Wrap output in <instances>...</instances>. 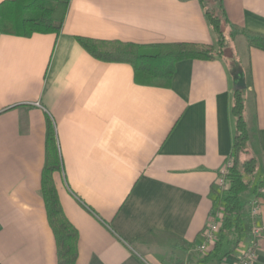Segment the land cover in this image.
I'll list each match as a JSON object with an SVG mask.
<instances>
[{
  "label": "crops",
  "instance_id": "0c3cea01",
  "mask_svg": "<svg viewBox=\"0 0 264 264\" xmlns=\"http://www.w3.org/2000/svg\"><path fill=\"white\" fill-rule=\"evenodd\" d=\"M223 6L234 33L264 36V0ZM77 36L218 40L201 0H70L58 33L0 32V264H58L41 187L48 149L60 164L52 174L60 205L78 234L74 264H234L251 231L236 245L222 239L202 263L194 246L219 204L215 180L233 149L239 68L245 147L259 169L245 206L254 186L264 190V50L246 43L245 62L181 59L159 84L137 79L129 62L94 57ZM259 199L262 235L251 264H264V192Z\"/></svg>",
  "mask_w": 264,
  "mask_h": 264
},
{
  "label": "trees",
  "instance_id": "16d2710c",
  "mask_svg": "<svg viewBox=\"0 0 264 264\" xmlns=\"http://www.w3.org/2000/svg\"><path fill=\"white\" fill-rule=\"evenodd\" d=\"M70 0H4L0 3V32L15 30L29 35L35 31L58 33L63 24ZM205 18L213 32L218 35L217 43L173 42L138 44L119 40H104L77 36L79 43L94 57L109 61H125L135 68L136 77L152 83L164 84L172 75L178 60L188 58L212 59L224 54L223 26L229 25L225 15L223 0H201ZM248 46L264 50V36L241 32ZM245 90L235 89L232 113L235 116V131L231 158L233 160L227 176L228 187L221 195L223 222L219 240L214 249L199 259L204 262L213 252L221 249L222 239L229 237L236 245L244 234H250V220L241 196L251 184L248 177L255 169L256 159L248 155L245 144L248 139L247 122L244 118ZM53 140L50 126L47 141ZM60 168L54 152L47 150L42 171V194L49 224L57 244L58 264H74L77 257V230L64 215L60 205L52 174ZM260 184L254 186L256 196ZM215 191V189H214ZM218 195L216 199H218ZM215 252V253H214ZM182 264V263H181Z\"/></svg>",
  "mask_w": 264,
  "mask_h": 264
},
{
  "label": "built area",
  "instance_id": "2783aa9c",
  "mask_svg": "<svg viewBox=\"0 0 264 264\" xmlns=\"http://www.w3.org/2000/svg\"><path fill=\"white\" fill-rule=\"evenodd\" d=\"M232 158L229 157L226 162L221 166L219 173L215 180V195L219 196L217 200H219V204L216 205V208L211 213L206 225L204 226L201 232V240L200 242L196 243L194 248L197 250L200 255L204 256L209 251L213 249V245L218 240V234L220 232L224 214H223V207L221 203V195L226 191L228 184H227V176L229 169L232 165ZM264 181V173L262 175ZM258 192L262 194L264 192L263 186L261 185L258 189ZM259 205L260 199L259 196H255L251 199L250 204L247 209L248 216L250 217V231L252 235V242L249 246H240L239 253L237 259L235 260L234 264H251L253 257H254V250L255 245L258 243L261 235H262V228L257 223V215L259 212Z\"/></svg>",
  "mask_w": 264,
  "mask_h": 264
},
{
  "label": "rangeland",
  "instance_id": "374dc122",
  "mask_svg": "<svg viewBox=\"0 0 264 264\" xmlns=\"http://www.w3.org/2000/svg\"><path fill=\"white\" fill-rule=\"evenodd\" d=\"M223 32H224V56H233L234 58H240L242 62H245L246 60V53H247V45L245 42V39L242 35H239L238 33H234L233 29H231V26L224 25L223 26ZM259 176V169L256 167L251 175L248 177L251 180L250 188L242 194V200L244 201L246 198H248L251 194V189L255 183V181L258 179Z\"/></svg>",
  "mask_w": 264,
  "mask_h": 264
},
{
  "label": "water",
  "instance_id": "95a60500",
  "mask_svg": "<svg viewBox=\"0 0 264 264\" xmlns=\"http://www.w3.org/2000/svg\"><path fill=\"white\" fill-rule=\"evenodd\" d=\"M234 89H244L246 87L245 77L241 68L237 69L233 74Z\"/></svg>",
  "mask_w": 264,
  "mask_h": 264
}]
</instances>
